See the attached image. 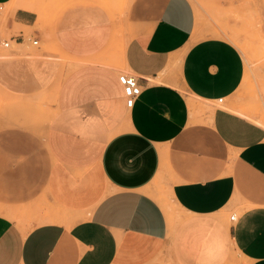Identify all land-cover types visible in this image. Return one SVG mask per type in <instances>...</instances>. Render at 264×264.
<instances>
[{
  "label": "crops",
  "instance_id": "0c3cea01",
  "mask_svg": "<svg viewBox=\"0 0 264 264\" xmlns=\"http://www.w3.org/2000/svg\"><path fill=\"white\" fill-rule=\"evenodd\" d=\"M36 1L0 0V38L13 40L1 99L36 112L54 98L42 129L0 125V264H225L233 247L264 264V124L240 113H257L241 103L240 50L197 38L191 0H131L117 16L65 0L53 27ZM33 36L42 57L25 56ZM122 72L142 86L132 107ZM159 184L183 212L176 225L151 194Z\"/></svg>",
  "mask_w": 264,
  "mask_h": 264
},
{
  "label": "rangeland",
  "instance_id": "374dc122",
  "mask_svg": "<svg viewBox=\"0 0 264 264\" xmlns=\"http://www.w3.org/2000/svg\"><path fill=\"white\" fill-rule=\"evenodd\" d=\"M47 8V13L43 15L40 21H44L48 26L53 27L55 21L59 18V13L62 11L64 4L58 9L54 18L53 12L65 0H37ZM105 4L112 13L121 15L125 12L128 3L131 0H100ZM196 14L197 26L196 36L198 39L206 37L224 38L234 44L242 53L247 74L245 77L244 87L247 88L245 93L246 99L244 102H249L251 99L255 105V115H250L245 109H240L249 116L261 120L264 124V0H191ZM6 7V6H5ZM51 7V9H50ZM6 11V9H5ZM2 24L5 23L6 17L1 15ZM37 26L35 27V29ZM40 29V28H38ZM32 37L31 32H26V38ZM36 39L35 36H33ZM4 39L9 38V35L3 36ZM0 38V58L10 57L9 49L3 48ZM38 45H33L31 48H26L25 56L32 58L42 57L41 53L36 52ZM64 59V57H62ZM251 94V95H250ZM52 96L43 95L37 102V110L33 112L24 110L23 105L16 100L1 99L0 95V125L10 123L13 120L21 118H29L40 126H33L34 129H42L46 124L48 118L51 116L49 106L47 104L53 103ZM193 115L204 113L206 103L203 100H198L191 95L187 98ZM17 102V103H16ZM239 103V104H241ZM47 107V108H46ZM7 109V110H6ZM258 116V117H257ZM32 121V122H33ZM43 125V126H42ZM151 194L155 196L162 205L167 209L171 217V222L176 225L183 217V212L175 204L171 196V189L169 186L162 184L157 185V188L151 190ZM230 256V259L225 264H244L241 252L237 249ZM170 257L164 256L156 260L153 264H173ZM204 260V259H203ZM168 261V262H167ZM205 262L207 256H205Z\"/></svg>",
  "mask_w": 264,
  "mask_h": 264
},
{
  "label": "built area",
  "instance_id": "2783aa9c",
  "mask_svg": "<svg viewBox=\"0 0 264 264\" xmlns=\"http://www.w3.org/2000/svg\"><path fill=\"white\" fill-rule=\"evenodd\" d=\"M4 9V5L0 4V13H2ZM2 24V20L0 17V25ZM23 39V38H22ZM32 43L34 45H38V40L37 39H31ZM13 45V40L10 38L4 39L2 41V46L3 48H10ZM119 81L124 87V94L127 100V106L132 107L133 104H135L137 98L141 95L142 93V86L139 81V77L132 73V72H122L119 74ZM223 98H220L219 102H222ZM236 219V214H232L230 216V220H235Z\"/></svg>",
  "mask_w": 264,
  "mask_h": 264
},
{
  "label": "bare ground",
  "instance_id": "6f19581e",
  "mask_svg": "<svg viewBox=\"0 0 264 264\" xmlns=\"http://www.w3.org/2000/svg\"><path fill=\"white\" fill-rule=\"evenodd\" d=\"M31 8H35V9H37L38 11H40L41 13L43 12V10H44V7H43V4L41 3V2H39V1H36V3L35 4H30L29 5ZM5 5H4V9H3V11H2V13L1 14H3L4 12H5ZM1 26V25H0ZM31 41V40H30ZM31 43H32V41H31ZM33 44V43H32ZM34 45V44H33ZM9 49V48H8ZM245 111V110H244ZM240 113H242V114H246L245 112H243L242 110H240ZM248 115V114H247ZM249 116V115H248ZM251 118H253L252 116H250ZM256 122H259V123H263L261 120H258V118L257 119H255V118H253Z\"/></svg>",
  "mask_w": 264,
  "mask_h": 264
}]
</instances>
